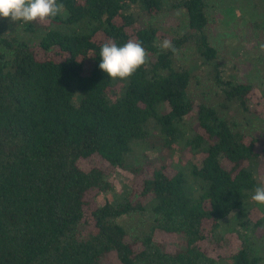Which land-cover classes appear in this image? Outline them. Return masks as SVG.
<instances>
[{
  "label": "trees",
  "instance_id": "1",
  "mask_svg": "<svg viewBox=\"0 0 264 264\" xmlns=\"http://www.w3.org/2000/svg\"><path fill=\"white\" fill-rule=\"evenodd\" d=\"M57 2L45 24L0 36V264H264V205L251 199L264 87L253 103L252 84L224 70L205 0ZM165 12L181 14L173 35L156 25ZM136 23L147 63L111 79L101 47L123 46ZM165 39L175 52L158 46ZM114 169L145 171V204L136 190L114 193ZM99 193L112 195L93 206ZM221 232L235 234L233 253Z\"/></svg>",
  "mask_w": 264,
  "mask_h": 264
},
{
  "label": "rangeland",
  "instance_id": "2",
  "mask_svg": "<svg viewBox=\"0 0 264 264\" xmlns=\"http://www.w3.org/2000/svg\"><path fill=\"white\" fill-rule=\"evenodd\" d=\"M262 1L264 2V0ZM205 3L207 5L206 13L208 19L213 23L209 31L210 44L217 49L220 61H225L224 70L236 75L238 82L252 84L254 90L250 99L255 103L261 98L260 90L264 87V74L261 72V67L259 68L252 62V59L260 54L259 51L264 46V12L257 8L252 0H205ZM179 19L182 20L180 12H165L157 17L156 25L161 33L173 35L172 30L178 25ZM40 23L45 24L46 21H40ZM133 27L134 29L132 27L127 29V34L134 41V34L138 29V24L136 23ZM20 30V22H12L10 18H0L1 37L13 36ZM245 51H248L249 55ZM180 57L183 64H188V52ZM262 106L261 102L260 106L258 104L257 107L260 109ZM255 146L256 151L260 154L259 178L262 186H264V143L259 141ZM147 154L153 159L159 157L157 150L149 151ZM174 160H178V157L175 156ZM191 161L200 165L199 157H194ZM167 163H170V161L168 160ZM84 166L87 167V165ZM144 175L145 171L141 174L133 175L129 171L114 169L109 171L108 179L114 185V193L120 194L126 189L130 191L136 190L137 193L134 192L136 194L134 199L145 204V198H138V192L141 190L140 179ZM111 195L112 193L96 194L93 206L94 204L101 205L106 199H110ZM260 215V213L253 210L250 213V218L256 220ZM205 228L208 229V224L205 225ZM222 235L229 241L225 254L233 253L234 250L238 249L239 245L235 234L226 232L222 233ZM162 238L171 248L176 249L180 245V240L172 235H163ZM203 246L207 247L209 253L216 254L214 243L211 241L203 242ZM111 262L109 260V263Z\"/></svg>",
  "mask_w": 264,
  "mask_h": 264
},
{
  "label": "clouds",
  "instance_id": "3",
  "mask_svg": "<svg viewBox=\"0 0 264 264\" xmlns=\"http://www.w3.org/2000/svg\"><path fill=\"white\" fill-rule=\"evenodd\" d=\"M63 7L57 0H0V18H10L12 22H43L56 17ZM158 46L162 50L176 51L167 39L161 41ZM100 58V70L111 79L123 80L131 77L147 63L148 53L139 42L133 40L120 47L108 41L101 47ZM251 199L264 205V186L257 187Z\"/></svg>",
  "mask_w": 264,
  "mask_h": 264
}]
</instances>
